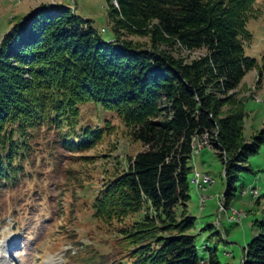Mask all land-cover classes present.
Masks as SVG:
<instances>
[{"label": "trees", "instance_id": "1", "mask_svg": "<svg viewBox=\"0 0 264 264\" xmlns=\"http://www.w3.org/2000/svg\"><path fill=\"white\" fill-rule=\"evenodd\" d=\"M253 1L114 0L117 8L112 10L125 25L151 35L152 48L143 52L117 37L105 39L66 8L35 11L3 37L0 188L24 173L30 141L41 126L60 129L65 136H91L68 143L80 150L100 141L109 127L75 131L84 104L121 119L143 148L127 170L102 177L92 205L97 222L117 225L111 255L85 252L76 264L200 262L195 236L188 234L195 218L182 212L177 221L176 209H186L190 201L195 140L206 136L213 149L220 148L221 105L208 88H235L256 62L244 53L251 37L246 5ZM177 44L188 51L205 50L206 57L199 64H176L160 47ZM263 143L264 130L233 161L246 163ZM242 171L248 169L227 165V192L235 190ZM167 233L169 237L159 238ZM208 261L214 264L212 258ZM243 264H264V223L248 243Z\"/></svg>", "mask_w": 264, "mask_h": 264}, {"label": "rangeland", "instance_id": "2", "mask_svg": "<svg viewBox=\"0 0 264 264\" xmlns=\"http://www.w3.org/2000/svg\"><path fill=\"white\" fill-rule=\"evenodd\" d=\"M246 6L251 9L245 24L251 37L244 42V53L256 62L235 88H208L221 105L217 128L220 148L213 149L206 136L195 140L199 153L195 151L190 161V201L186 209H176L177 221L182 212L195 218L188 234L195 236L198 264H212L210 258L214 264H243L248 243L264 223V143L246 163L233 161L242 147L253 145L264 130V0ZM52 7L69 9L105 39L117 37L129 49L143 52L152 48L149 33L134 31L114 13V0H0V43L16 23ZM160 48L176 64L187 66L199 64L207 53L188 51L180 44ZM102 126L109 127L107 134L87 150L68 145L89 139L87 134L65 136L66 132L48 125L35 132L24 173L15 183L0 188V264H76L85 252L111 255L117 225L97 222L92 205L102 177L127 170L143 148L114 114L91 103L80 106L77 133ZM230 163L248 172L242 171L235 190L227 192L225 168ZM197 174L203 176L201 182L209 178L206 182L211 187L204 191V184L196 182Z\"/></svg>", "mask_w": 264, "mask_h": 264}, {"label": "built area", "instance_id": "3", "mask_svg": "<svg viewBox=\"0 0 264 264\" xmlns=\"http://www.w3.org/2000/svg\"><path fill=\"white\" fill-rule=\"evenodd\" d=\"M199 148H202V146L200 145ZM198 150H197V154H198ZM196 182L197 184H204V185H208V182H201V176L199 174H197V178H196Z\"/></svg>", "mask_w": 264, "mask_h": 264}, {"label": "crops", "instance_id": "4", "mask_svg": "<svg viewBox=\"0 0 264 264\" xmlns=\"http://www.w3.org/2000/svg\"><path fill=\"white\" fill-rule=\"evenodd\" d=\"M204 175H208V173H204ZM201 176V181H202V175H200ZM209 176V175H208ZM209 187H211V186H209V185H204V191L207 189V188H209Z\"/></svg>", "mask_w": 264, "mask_h": 264}, {"label": "bare ground", "instance_id": "5", "mask_svg": "<svg viewBox=\"0 0 264 264\" xmlns=\"http://www.w3.org/2000/svg\"><path fill=\"white\" fill-rule=\"evenodd\" d=\"M194 149H195V146H194ZM194 151H197V148H196ZM195 175H196V174H195ZM203 176H205V175H203ZM203 176H202V178H203ZM207 176H208V175H207ZM209 177H210V176H209ZM194 178H195V177H194ZM210 180H211V179H210ZM206 181H209V178L206 179L205 182H206ZM211 182H212V181H211ZM193 183H194V180H193ZM194 184H195V183H194Z\"/></svg>", "mask_w": 264, "mask_h": 264}]
</instances>
